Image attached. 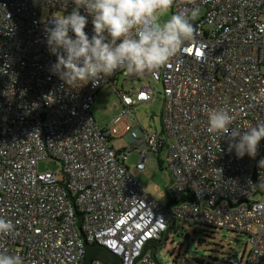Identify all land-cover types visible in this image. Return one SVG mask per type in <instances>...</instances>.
<instances>
[{
	"label": "built area",
	"instance_id": "obj_1",
	"mask_svg": "<svg viewBox=\"0 0 264 264\" xmlns=\"http://www.w3.org/2000/svg\"><path fill=\"white\" fill-rule=\"evenodd\" d=\"M196 5L204 14L193 22L192 40L166 66L141 75L119 69L95 86L78 87L50 73L56 56L44 31L74 5L0 0V217L14 225L0 236V250L20 255L24 264H85L76 209L87 244L106 248L121 264H133L145 242L161 240L176 221L245 234L251 249L243 264H264V169L258 164L264 138L255 158H237L225 138L208 131L209 113L221 108L232 115L231 127L264 123V0ZM120 73L133 82L131 90H117L123 116L135 119L134 107L155 98L150 78L163 83L165 103L162 131L127 124L130 144L115 149L117 129L100 128L91 107L100 87L116 86ZM164 135L173 140L165 160L172 174L168 209L125 163L127 151L139 147L136 168L143 170L166 145ZM47 159L61 168L40 170ZM68 193H79L74 207ZM148 250L135 264H161ZM90 264L105 263L93 258Z\"/></svg>",
	"mask_w": 264,
	"mask_h": 264
},
{
	"label": "clouds",
	"instance_id": "obj_2",
	"mask_svg": "<svg viewBox=\"0 0 264 264\" xmlns=\"http://www.w3.org/2000/svg\"><path fill=\"white\" fill-rule=\"evenodd\" d=\"M74 10L61 14L45 27L46 45L56 61L50 73L69 86H94L119 69L126 74L154 73L166 66L192 40L199 16L196 0H68ZM174 4L178 10L171 13ZM192 5V7H188ZM83 8L87 15H82ZM171 13V14H170ZM91 16L92 35L85 32ZM232 115L225 109L209 113L208 131L225 138L227 151L237 158H255L264 138V123L242 130L231 127ZM264 169V159L258 162ZM14 230L0 217V236ZM0 264H24L20 255L0 250Z\"/></svg>",
	"mask_w": 264,
	"mask_h": 264
},
{
	"label": "rangeland",
	"instance_id": "obj_3",
	"mask_svg": "<svg viewBox=\"0 0 264 264\" xmlns=\"http://www.w3.org/2000/svg\"><path fill=\"white\" fill-rule=\"evenodd\" d=\"M46 12L44 10L43 16L46 15ZM171 13H173L172 9ZM203 14L204 10H200L196 19H199ZM149 80L156 87L155 98L149 103H139L134 107L135 119L121 114L123 103L117 91L131 90L133 86L131 79L124 78L120 73L114 78L116 86L111 83L104 84L95 94L91 111L100 128L115 127L117 129L118 134H115L111 140L115 149H122L130 144L128 133L125 130L127 124L132 128H136L141 123L144 128L151 127L158 131L163 129L162 113L165 102L164 95L160 92L163 91L164 86L160 81L152 78ZM145 82L146 80L142 79L139 86ZM164 138L167 141L166 145L160 152L152 153L143 170L136 168L141 152L139 147L127 151L125 163L153 199L168 209L171 203L169 188L172 174L165 160L173 140L166 135ZM38 168L42 171L59 170L61 165L59 162L47 159L39 162ZM255 198L262 199L260 195H255ZM165 233L167 239L164 238L161 245L155 246L152 250V254L161 264H199L202 260H204V264H243L251 249V244L245 234L228 229L176 221ZM148 252L151 254L150 249ZM227 257H231L232 262L225 260Z\"/></svg>",
	"mask_w": 264,
	"mask_h": 264
},
{
	"label": "water",
	"instance_id": "obj_4",
	"mask_svg": "<svg viewBox=\"0 0 264 264\" xmlns=\"http://www.w3.org/2000/svg\"><path fill=\"white\" fill-rule=\"evenodd\" d=\"M66 187V186H65ZM68 192V191H67ZM81 192V191H80ZM79 192V193H80ZM79 193H77L75 196H71L69 193V196H70V198H71V201H72V204H73V207H74V199L77 197V195L79 194ZM75 209V208H74ZM75 212H76V214H77V217H78V221H77V227L79 228V231H80V233H81V237H83V240H84V244H85V246H86V262H85V264H90L91 263V259H93V257L91 256V249L95 246V244H87V242H86V240H85V237H84V234H83V232L81 231V229H80V226H81V223H82V216L76 211V209H75ZM172 216H173V214L171 215V217H170V219H169V221H168V228H169V226H170V221H171V219H172ZM167 228V229H168ZM167 232V231H166ZM165 235H166V233H165ZM165 235H164V237L161 239V241L159 242L158 240H152V239H148L146 242H145V244H144V246H143V248H142V250H141V252H140V254L136 257V258H134L133 259V264H135V261L137 260V259H139L140 257H142L143 256V254L146 252V250L147 249H150V252H151V256H152V259L154 260V257H153V254H152V250L154 249V246H153V243L154 242H156V245L155 246H157V245H161V243L163 242V240H164V238H165ZM99 246V245H98ZM110 252V251H109ZM111 253V252H110ZM111 255L113 256V261H109V262H106V261H103V260H101V259H99V258H96V259H98L99 261H101V262H103V263H114V264H121V261H120V259L119 258H117L114 254H112L111 253ZM155 262V261H154Z\"/></svg>",
	"mask_w": 264,
	"mask_h": 264
},
{
	"label": "trees",
	"instance_id": "obj_5",
	"mask_svg": "<svg viewBox=\"0 0 264 264\" xmlns=\"http://www.w3.org/2000/svg\"><path fill=\"white\" fill-rule=\"evenodd\" d=\"M165 239H167V234L165 235ZM160 241L161 240H159V242ZM156 242L153 243L154 247L156 245ZM91 256L93 258H99V259L106 261V262L113 261V256L111 255V253L106 248H104L102 246H98V245H95L91 249ZM203 262H204V260L200 261L199 264H204ZM207 264H211V263H207Z\"/></svg>",
	"mask_w": 264,
	"mask_h": 264
}]
</instances>
